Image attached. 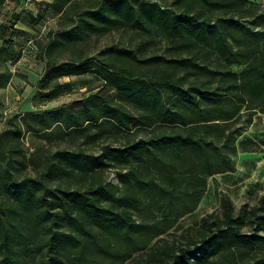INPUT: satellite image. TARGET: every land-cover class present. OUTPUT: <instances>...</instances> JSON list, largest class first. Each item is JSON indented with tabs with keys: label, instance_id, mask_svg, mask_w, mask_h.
<instances>
[{
	"label": "rangeland",
	"instance_id": "1",
	"mask_svg": "<svg viewBox=\"0 0 264 264\" xmlns=\"http://www.w3.org/2000/svg\"><path fill=\"white\" fill-rule=\"evenodd\" d=\"M48 1L50 0H31V3L24 5L20 0H4L1 6L0 17L4 12L15 11L8 18L7 24L0 25V43L10 42L18 54L16 59L0 60V71L9 69L11 72L7 85L0 87V210H3L4 216L8 218L5 205L8 204L9 198L13 197L2 181L5 169L10 170L16 179L28 176L40 180L42 185L36 186L37 194L53 198L61 197L67 190L77 191L85 196L86 188L90 185L96 186L97 181L101 180L106 189L112 187L115 195L114 198L102 197L101 202L104 205L115 210L125 209L137 222L148 224L149 227L152 223L162 224L171 210L178 214L183 207L191 205L199 194L194 210L177 216L171 228L154 238L148 245L160 246L166 241L169 244L174 243L177 246L176 251H179V243L182 247L185 244L183 235L194 233L205 214L219 210L220 199L226 195L233 203L235 214L243 219V229L261 236L254 244L240 247L239 263L253 264L256 259H264V106L260 102L246 101L241 104L230 94H223L227 85L223 75L228 71H234L239 76L245 75L253 57L247 59L246 56L230 54L228 60L224 59L212 51L205 39L198 37L192 43L176 47L170 36L155 24H144L141 27L120 24L99 31H86L84 28L76 31L77 23H74L59 29L58 15L48 7ZM90 1L95 0H85L84 5ZM147 1L158 3L161 9L169 8L175 15L182 12L178 0ZM246 1L252 13L249 16L235 15L239 26L234 27L232 31L229 29L228 40L235 49L254 46L263 48L264 0ZM112 5L115 12L109 14V17L115 14L121 17L123 5L116 2ZM217 14L214 11L213 22ZM82 15V11L77 10L73 17ZM13 20H20L25 28L18 32L12 27ZM199 30L212 35L204 27ZM78 58L100 62L108 60L115 65L129 66L136 75L152 76L161 70L170 71L173 77L181 80L183 89L196 95L195 99L185 98L184 94L178 91L175 96L178 100L172 98L167 104L175 110L180 109L187 120L190 118L187 105L198 111L215 112L220 106L229 108L233 103H238L240 111L237 116L228 122L220 121L218 128L207 135L210 139L209 167L212 173L207 174L197 154L183 147H168L160 151L159 155L145 156L142 159L132 154L126 158L121 156L127 141L147 139L154 133L181 127L177 118L174 122H162L154 114L151 124H132L129 129L118 128L107 122L99 123L100 120L77 127L74 120L69 119L68 127L61 124L45 136L28 130L27 124L37 123V119L32 115L42 117L47 110L64 107L99 91L107 98L123 102L135 115L144 111L142 97H117L114 89L104 85L93 72L61 77L59 81H69L71 88L52 99L44 98L37 82L45 62ZM188 58L192 59L188 66L177 62V59ZM259 67L264 68V63ZM199 90L222 94H200ZM169 94V90H161L164 99H167ZM192 125L194 124L189 123L187 126ZM15 127L17 132H14ZM64 151L80 158L84 163L96 161L100 156L101 161L99 164L95 162L94 170H79L64 157ZM52 164L67 168L68 173L55 169L58 174L51 176L48 169ZM120 172L128 175L130 193L137 197V206L124 197L126 184L119 178ZM159 174L175 175L178 183L169 186L158 177ZM152 177H156L152 182L155 179L157 189L162 191L160 196L155 190L149 191L143 185V181H151ZM195 177L198 179L194 180ZM50 215L58 219L60 231L72 235V240L66 244L68 250L62 252L57 264L109 262L101 258L95 248H92L93 255L87 258L76 256L79 247L76 239H84L87 235L79 227L76 218L69 217L60 206L51 210ZM28 221L29 229L35 230L39 237H43L40 223L36 219ZM139 232L144 233L145 229L142 228ZM100 236L107 237L114 247H121L123 255L131 249L130 237L121 231L102 229ZM159 238L163 241H159ZM82 244L83 242L80 246ZM142 253L145 252L136 251L132 257L139 259L141 255V260L147 259L148 256ZM49 257L47 252L28 253L22 259V264H53ZM163 258L167 264H176L173 256L165 254L162 250L157 251L154 259L148 258L150 260L146 264H159ZM131 259H126L124 264H134Z\"/></svg>",
	"mask_w": 264,
	"mask_h": 264
},
{
	"label": "trees",
	"instance_id": "2",
	"mask_svg": "<svg viewBox=\"0 0 264 264\" xmlns=\"http://www.w3.org/2000/svg\"><path fill=\"white\" fill-rule=\"evenodd\" d=\"M3 1L0 0V11ZM84 1H48V7L58 15L59 29L67 28L74 23H77L76 31L82 28L86 31H99L114 28L120 24L131 27L155 24L163 33L170 36L176 47L192 43L194 39L203 38L212 51L224 59L228 60L230 54L246 56L247 59L253 57V62L245 75L239 76L234 71H228L223 75L227 81L223 94H230L241 104L246 101L260 102L264 106V68L259 67L264 63V47L235 49L228 40L229 29L232 31L234 27L239 26L234 18L235 15L249 16L252 13L251 7L246 5V0H178V6L182 10L179 15H175L169 8L161 9L158 3L147 0H95L86 5ZM115 2L123 5L121 17L117 14L109 17V14L115 12L112 5ZM77 10L82 11L83 15L74 18L73 14ZM214 11L218 14L213 22ZM202 27L212 35L209 36L199 30ZM47 28L50 30L49 27ZM17 57L18 54L12 44L3 41L0 46V60H13ZM177 60L185 66L192 62L191 58ZM88 72H93L104 85L114 89L117 97L126 99L142 97L144 111L135 115L123 102H118L115 98H107L99 91L64 107L47 110L42 117L32 115L37 119V123L27 124V129L45 136L61 124L68 127L69 119H73L77 127L100 120L99 123L107 122L118 128L129 129L132 124H151L154 114L162 122H174L177 118L181 127L154 133L147 139L127 141V146L121 151V156L126 158L132 154L142 159L145 156L159 155L160 151L168 147L177 149L183 147L197 154L207 174L212 173L209 167L210 139L207 135L218 128L220 121L228 122L237 116L240 111L238 103H233L229 108L220 106L215 112L198 111L187 105L190 113V118L187 120L180 109L175 110L167 104L170 99L176 98L178 91L182 92L185 98L195 99L196 95L183 89L181 80L173 77L170 71L161 70L160 73H153L152 76L150 74L136 75L132 67L115 65L108 60L100 62L89 58L60 62L47 60L38 79L37 87L42 90L44 98L52 99L71 88L69 81H59L61 77ZM10 77L9 69L0 71V87H5ZM161 90L170 91L167 99L161 96ZM198 93L217 96L222 94L208 90H199ZM189 123L194 125L187 126ZM14 132H17L16 127ZM17 150L21 152L20 149L17 148ZM63 153L69 163L76 165L79 170H94L95 162L99 164L101 161L100 156L96 158V161L84 163L80 158L66 151ZM55 169L68 173L67 168L52 164L48 169L51 176L58 174ZM2 175V181L13 197L9 198L8 204L5 205L8 218L4 216L3 210H0V264H22L25 255L32 252L40 254L47 252L50 254V261L57 264L62 252L68 250L66 244L72 240V235L60 231L58 219L50 215L51 210L59 206L68 213L69 217L76 218L79 227L87 235L84 239H76L79 244L76 256L87 258L93 255L92 248H95L98 254H101V258L109 261L107 264H124L129 258H132L134 264H146L150 259H154L159 250L172 255L176 264H240L238 261L240 247L254 244L261 238L256 232L250 233L243 229V219L235 214L233 203L228 196L224 195L220 199L219 210L205 214L194 229V233L183 235L185 244L182 247L179 243V251H176L177 246L174 243L169 244L166 241L164 244L160 243V246L148 247L154 238L171 228L177 216L194 210L199 194L191 205L183 207L178 214L171 210L162 224L152 223L149 227L148 224L137 222L125 209L115 210L104 205L101 202L102 197L114 198L115 195L112 187L106 189L101 180L97 181L96 186H88L84 192L85 196L80 192L67 190L61 197L53 198L37 194L36 186L42 185L40 180L28 176L16 179L8 169H5ZM158 177H161L169 186L178 183L175 175L159 174ZM119 178L126 184L124 197L137 206L139 203L137 197L130 193L131 184L128 175L120 172ZM153 178L156 177H152L151 181H143V185L149 191L155 190L160 196L162 191L157 189L155 179L152 182ZM197 179L198 177H195L194 180ZM107 184L110 185V183ZM32 216L34 218H30ZM28 217L40 223L43 237H39L35 230L29 229ZM142 228L145 229L144 233L139 232ZM102 229L121 231L130 237L131 249L126 255H123L121 247H114L107 237L100 236ZM158 240L163 241L161 238ZM81 242L83 244L80 246ZM139 250L144 251L145 253L142 254H146L150 259L141 260V255L139 259L132 257L133 253ZM159 264L167 263L163 258ZM253 264H264V259H256Z\"/></svg>",
	"mask_w": 264,
	"mask_h": 264
},
{
	"label": "crops",
	"instance_id": "3",
	"mask_svg": "<svg viewBox=\"0 0 264 264\" xmlns=\"http://www.w3.org/2000/svg\"><path fill=\"white\" fill-rule=\"evenodd\" d=\"M20 1L22 2V0H20ZM14 11H9L6 13L4 12L0 17V19H1L0 25L1 24H7L8 18L11 17V14H13ZM12 27L15 28L18 32L21 31L22 28H25L24 24L20 20H13ZM2 43H3V41H2ZM2 43H0V46L2 45Z\"/></svg>",
	"mask_w": 264,
	"mask_h": 264
},
{
	"label": "built area",
	"instance_id": "4",
	"mask_svg": "<svg viewBox=\"0 0 264 264\" xmlns=\"http://www.w3.org/2000/svg\"><path fill=\"white\" fill-rule=\"evenodd\" d=\"M22 3H23L24 5H27V4L31 3V0H22Z\"/></svg>",
	"mask_w": 264,
	"mask_h": 264
}]
</instances>
